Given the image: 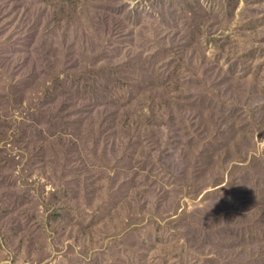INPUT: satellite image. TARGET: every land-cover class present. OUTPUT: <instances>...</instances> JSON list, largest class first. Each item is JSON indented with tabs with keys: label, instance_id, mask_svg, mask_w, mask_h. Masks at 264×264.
<instances>
[{
	"label": "rangeland",
	"instance_id": "374dc122",
	"mask_svg": "<svg viewBox=\"0 0 264 264\" xmlns=\"http://www.w3.org/2000/svg\"><path fill=\"white\" fill-rule=\"evenodd\" d=\"M0 264H264V0H0Z\"/></svg>",
	"mask_w": 264,
	"mask_h": 264
}]
</instances>
